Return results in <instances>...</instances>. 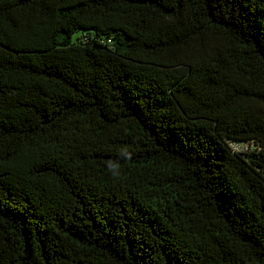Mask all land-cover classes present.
Instances as JSON below:
<instances>
[{
	"label": "trees",
	"instance_id": "trees-1",
	"mask_svg": "<svg viewBox=\"0 0 264 264\" xmlns=\"http://www.w3.org/2000/svg\"><path fill=\"white\" fill-rule=\"evenodd\" d=\"M0 264H264V0H0Z\"/></svg>",
	"mask_w": 264,
	"mask_h": 264
}]
</instances>
